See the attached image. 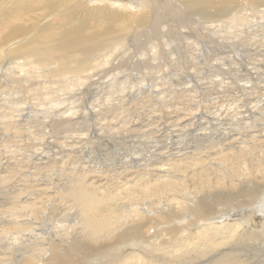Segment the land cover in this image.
Here are the masks:
<instances>
[{
    "label": "bare ground",
    "instance_id": "bare-ground-1",
    "mask_svg": "<svg viewBox=\"0 0 264 264\" xmlns=\"http://www.w3.org/2000/svg\"><path fill=\"white\" fill-rule=\"evenodd\" d=\"M261 8H264V0H0V133L4 135L3 136L4 138L6 137L5 139L3 138V140L1 139L2 143L0 144L1 145L7 144L8 146L10 142L12 143L16 142V144L19 143L18 146L21 147V149L30 151V153L28 154L25 151L24 154L26 153L25 155L27 156H25L24 159L13 162L14 164L13 163L10 164L11 162L8 161L9 165L7 163L3 164V165H6L5 167L0 165V173L3 174L4 172H7L8 174V175L0 176V183H6L8 180H10L11 177L13 178L15 176H23V175L28 176L27 172H22L24 168L25 170L26 168L30 169L29 174L33 176L32 177L33 179L37 173H41L37 171L43 170L44 174L45 173L50 174L49 172L54 171L55 167H57L58 169L59 164L57 163H59V161L53 157L51 158L50 157L51 154L47 150L46 151L49 154H47L45 160H43L42 157L37 158V159L35 158L36 153L35 151H32V148L39 145L40 149L44 151L45 150L43 149L44 147H47V145L53 143L52 141H49L50 139H47L48 136L46 137V134L48 135L53 130L60 129L63 132H67V133L71 129L79 130L85 118H90V117H93L94 115H98V116L103 115V114L106 115V113L104 112L107 111L108 109L105 110L104 107L101 108V105H98V103L95 102V100L98 99L97 97H99L98 94L96 93L97 87L95 88L93 93H91L90 87L92 85H95L96 81L100 78V72H102L103 70L107 73L112 72L111 77L114 79V81L120 80V83H121V79L125 78L129 74V71L133 69L134 67H136V62L132 64L121 65L122 63L121 60L123 58L120 56L121 54L119 52V49L122 46L132 42L134 39H136L137 41L144 36H152L153 34H155L157 31L156 26L160 23L161 18L165 17L164 16L165 14H168V13L172 15L182 14L184 16H187V18L183 17L184 22L182 23L183 24L182 27L184 29L187 28L188 32H190V28H191L190 26L192 25H191L190 19H188L189 16L196 17L197 19H195V21L200 22V24H202L205 30H212L210 29L208 24H211L213 22H217V24L225 22V23H228L227 25L230 24L232 26L234 24L235 26L236 23L239 24L242 20L244 21L245 18H247V16L250 14L255 15L258 13L259 14L263 13L264 9H261ZM247 20H251V19H247ZM238 24H236L237 27H239ZM240 26L242 27V25ZM182 32L183 31H178V34L182 35ZM246 32L251 33L248 31ZM256 32L258 33V31ZM251 34H253V32ZM218 36H220V34ZM257 41L258 40L256 39V42ZM194 46L195 45H193V47ZM252 46L253 45H251L250 48ZM256 52H258V50ZM259 53L260 52H258V54ZM247 54H251V53H247ZM217 55L219 56L220 54H217ZM229 55H231V52ZM253 56L255 57V54ZM261 59H263V57ZM147 60L148 61L150 60L149 57H147ZM229 60L231 61V59ZM230 65L232 67V62ZM249 65L248 67H250ZM253 68H252V71L255 69ZM247 69H250V68H247ZM240 70L238 72H240ZM145 71L147 74L155 75L154 69L149 66L145 67ZM231 71H234V70H231ZM222 74L223 73H221V75ZM254 74H255V71H254ZM255 76L256 75H254V77ZM225 79L227 80V78ZM238 79L236 81H239ZM211 80L212 79H210V81ZM241 80L243 79L240 78V81ZM248 80L249 82H251L250 79ZM246 81L244 82L246 83ZM217 82L219 83V81ZM124 83L126 84L125 81ZM186 83H191V82H186ZM242 85L240 87H243ZM258 86L260 87V84ZM118 87H120V85ZM123 87L125 86L123 85ZM211 88L212 87H210V91H211ZM186 89H187V86H186ZM118 90L120 92V88ZM191 90H192V87H191ZM241 90H243V88ZM241 90H238V91H241ZM112 91L113 90L111 89L108 92L109 97L113 95ZM195 91L197 90H194V92ZM232 91H233V88H232ZM252 92H253V89H252ZM29 93H30V96L27 95ZM198 94H196V97ZM104 96L106 97V94ZM196 97H192V99ZM217 97L218 95L216 96V99ZM112 98L114 99L116 97H112ZM112 98L109 100H112ZM40 100H42L41 101L42 105L39 104ZM122 100L124 101L123 98ZM200 100H202V98ZM239 101L241 102V100ZM245 101H247L246 97H245ZM188 102H190V100H188ZM200 103H203V101ZM46 104H48L49 106L47 107V109H45L46 110L45 113L40 114V112H43L41 111V109H43L41 107L42 106L44 107V105ZM185 104L188 105L187 102ZM258 104L260 103L256 104L257 107L260 106ZM36 105L38 109L36 108ZM105 105H107V103ZM205 105H207L206 102H205ZM97 108H99L100 111L97 110ZM156 108L157 107H155L154 109ZM117 109H118V106H114V107L112 106L109 109V111L110 110L116 111ZM122 109H125V108L122 107ZM213 109L214 108H212L211 110ZM259 109L260 108H257L256 110H259ZM261 109L259 111H261ZM50 110H54L55 112L52 113L50 112ZM227 110L229 111V109ZM125 111H128V109ZM187 111L188 110H186V112ZM189 111H191V109ZM196 111H198V109ZM221 111L223 110L221 109ZM207 112L209 113L210 111H207ZM211 113L213 114L214 112L212 111ZM127 114H126V117H127ZM111 116H110V119L111 118L114 119L115 116L114 117L113 115ZM213 116L214 115H212V117ZM187 117H189V115ZM254 117L257 118V116H254ZM104 118H106V116ZM104 118L102 119L103 121L99 120V117L97 118V120L100 121L99 123H102L104 122ZM233 118L235 117H232V119ZM250 119H248V122L250 121ZM261 119L259 120L262 121ZM205 120L207 122V119ZM234 120H237V119H234ZM245 121L243 120V122ZM119 122L121 121L119 120ZM253 122H254V119H253ZM96 123L98 122L96 121ZM99 125H101V128L102 127L104 128L103 123ZM124 125L128 127L130 126L127 124H124ZM214 126L218 128L219 131L221 130L219 127H217V125H214ZM112 127L114 129L115 126H112ZM186 127L188 126L186 125ZM95 129H96L95 127H90V126L88 127V131L92 133L91 135H97ZM204 129H205V126L200 131ZM247 129L246 130L244 129V131L247 132ZM253 129L255 128L253 127ZM106 130L108 131L109 129H106ZM223 131H225V128L223 129ZM231 131H232V128H231ZM80 132L82 131L80 130ZM207 132H208L207 134H209L210 130H208ZM215 132L218 134L217 131ZM79 133L78 135H80ZM213 133H212V136L207 135V134L205 135L209 136V139H210V137L211 138L213 137ZM69 134L71 135V132H69ZM83 134L85 133L83 132ZM103 134L105 135V133ZM159 134H161V132ZM252 134H255V132ZM256 134H259V133H256ZM56 135H55V138H56ZM65 135H68V134H65ZM118 136L119 135H117V137ZM82 138L84 139V136ZM220 138H222V140H225L223 139V137H220ZM220 138L215 141L213 140L205 141L204 140L206 142L205 146L207 149L205 150V152L196 151V147L198 149L201 147V146L199 147V145L197 144L198 146L196 145L195 149L193 148L194 151L189 148L190 151H187V152L184 151L183 153L180 152L177 154L175 153V155L173 154L174 156L167 157L166 162H163L164 161L163 155H159L157 158L153 159L151 162H148V163L146 162L144 164L138 163V165H134V163H132V161L130 160L127 163H124L123 166L120 168V170L119 169H118L119 171L117 170L118 172L115 175H112L111 173L109 174H111L112 176L105 174V178H101V175L97 173L93 174L92 176H89L88 175L89 170H85V169L77 170L76 168L75 169L73 168L70 170H66L67 175H68L67 185L66 187H62L59 191H55V192H53L52 190H51L52 192L49 191L50 189L49 187L46 188V186H48L49 184L47 183L48 184L47 185L44 180L43 181L45 182V184L42 183V180H39L40 183L32 182L31 185L24 184L23 182H21L23 183V186L19 187L14 192V194H12L13 195L12 199L8 203L9 208L5 209L3 207L4 208L3 213H6L5 210H7V215L5 216L3 220L0 218V233L8 231V230H10L9 233H13V237L11 234H9L12 237L11 239H8L10 236L7 238L5 233L3 234L5 235V238L8 239L7 242H5V239L2 240L4 236L3 238L0 237L1 238L0 240V264H201L204 261H207V263L209 264H264V229H262L261 231V234L263 235L262 242L260 244H253V243H256V241L253 240V236L257 230V227L261 226L262 228H264V213L262 212L259 213L257 211V213L253 214L252 217L248 218L249 220L246 222V224H244L243 226H239V224L237 223L228 222L231 219V217L234 218V220L237 219L238 215H236L233 210H230L231 212L226 210L228 207H231L232 209L238 206H242V204H249L250 198H252L251 200L254 204L256 203V200H255L256 198L254 197L252 190L246 188L247 190L245 191V193L242 192L243 191L241 190L242 187L239 185H236L234 180L236 179V177L240 175L242 176L243 172H245L243 170L245 169V170H249L252 174H258V177L261 183L264 182V154L262 153L259 154L261 151L260 152L258 151L257 153L253 144L243 143V145L239 146L241 144L240 141H242L243 139L240 141L237 140V142L239 141L240 143L238 145L237 142H233L235 140L230 139L231 142H229V139H228L229 143H227L226 142L227 139H226L224 143L222 140H220ZM246 138L247 137L245 136V139ZM263 138L261 137V140H263ZM60 140L62 142L64 141L62 139H58V142ZM190 140H192V137ZM61 141L58 143L59 147L62 144ZM193 141L194 140H192V142ZM235 143L237 144L236 146L234 145ZM16 144L14 143L15 146H17ZM65 145H68V143H66ZM69 146L71 147V144H69ZM69 146H66V147L68 148ZM8 147H10L8 150V154H9V152L10 153L12 152L11 149H13V146L9 145ZM261 148L263 149L264 147H261ZM124 149L125 148H123V150ZM73 150L75 151V149ZM5 151L7 152L6 148H5ZM18 151L15 148V151L13 150L12 154L10 155H13L14 152L18 153ZM107 151H109V149H107ZM51 152L55 153L54 150ZM138 152H139V149H138ZM146 152L147 151H145V153ZM63 153L64 152L62 151V153H59V155L57 154L58 158ZM8 154L6 153L5 156H1V157H6V155ZM68 154L69 153H67L66 158ZM213 154L214 156L215 155L216 156H215V159L213 158L212 160L211 158L214 156H211L210 158V155H213ZM63 155L61 156V158L63 157ZM15 158H16V155L15 157L13 156V158L11 159L16 160L17 158L16 159ZM68 158H69V161L66 160L65 157L64 159H61V160H64V161L66 160V162L67 161L72 162L70 161V156H68ZM1 160L3 159L1 158ZM104 160H105V156H104ZM64 161H61V163ZM68 162L65 164H68ZM75 164L77 163L75 162ZM87 164L89 166L90 163H87ZM84 165L86 164H83V166ZM59 168L61 170L62 165ZM65 168H66V165H65ZM57 173L58 172H56L55 174ZM62 173H61V177H62ZM55 176H59V175H55ZM16 178L15 179L13 178V179L16 181H21L20 180L21 177L20 179H16ZM26 178L27 177H25V180ZM41 184L43 186H41ZM191 185L195 188L193 190H195L196 194L195 195L193 194L194 196L192 198H190L191 195H189V198L187 199L184 198L186 200L180 201L181 197H180V200H176V195H178L179 193L181 194V192L186 191L188 189V186H191ZM49 186L51 187V184ZM54 186L56 187V185H52V187ZM33 187L40 188V196L38 195L39 197L37 196L36 198H34L36 194L32 189ZM221 189H236V191L238 190V192L242 195L243 199H239L235 203H232L230 200L228 201L225 200L224 201L225 206L222 209H221V206L219 208V203H218L219 194H217L218 196L215 194L210 196L211 195L210 194L209 195L210 198L207 197L209 199H207L206 197L202 199V196L204 194L209 193L211 190L221 191ZM254 190L255 189H253V191ZM52 193L58 194V197L67 199L69 203L73 207H75L76 211L74 212V214H75V218L77 219V221H75L74 225L56 223L52 226L50 225L51 226L50 227L49 225H47V223L51 221L52 214L50 213V210H49V213L48 212L46 213L47 216L45 215V217L47 218L42 222L41 215L45 214L47 203L50 202L51 198L53 197ZM235 193H232V194L236 195L237 193L236 194ZM255 196H256V193H255ZM256 197L258 198L256 205H258L260 201H261V205H264V187H263V193H261L260 196H256ZM126 202L127 204H123ZM126 207L127 209H125ZM24 208L28 209V212L34 215V220H30L27 215L25 216V214L22 212ZM217 212L222 213L223 215L225 214L227 215L223 216L221 214L222 215L221 218H214L213 213H217ZM56 214H58V212ZM174 220H176L179 223V225H176L177 222L173 224L170 227V229H172L173 231L176 229H179L181 232L188 233L187 231L188 229L195 230L199 228L200 230L197 232L198 236L206 237L207 239V242L206 244H204V247L202 249H200V246H201L200 244V246H198L199 250L194 251L193 256L188 257L185 260H182V258L178 260H173L171 258L172 256H174V254H171L172 252L168 253L167 247L169 244H172V242L174 241L172 238L170 239V236L167 238V240L166 238L164 239L165 241L164 244H161L158 241L157 242L154 241V238L152 237V235L157 233L159 230L164 232L163 229L166 230L167 229L166 226L168 225V223L170 224L174 223L175 222ZM38 222H41V223H38ZM142 228L145 229L143 231L148 232L149 234L143 233ZM236 228H238L240 231L237 230ZM213 230L217 231L216 236L209 237L211 234V231ZM243 235L245 237H243ZM0 236H2V234ZM179 237L181 238V236ZM180 238H178L177 240H179ZM81 239H85L87 241L84 243V241H81ZM33 240H34V244L32 246L28 245L31 247L23 246L24 244L21 245L22 241H25V242L28 241L29 243L30 241H33ZM205 240H200V242L201 241L205 242ZM88 242H92L90 243L89 248L86 245V243ZM93 242L94 243L103 242V245H105V248L103 247L102 248L105 250L98 252L97 254V257H99L98 260L92 259L93 261L91 263L87 261L86 259H91L90 257L94 256V252H92L93 251L92 249H94V246L92 245ZM136 244L139 245L137 251H135L136 247L134 246ZM244 245H247V246L245 247ZM238 251L240 252L242 251V253L237 255L236 253ZM230 254H232L233 259L230 258ZM74 255L77 256L78 258L77 260L74 259Z\"/></svg>",
    "mask_w": 264,
    "mask_h": 264
},
{
    "label": "rangeland",
    "instance_id": "rangeland-1",
    "mask_svg": "<svg viewBox=\"0 0 264 264\" xmlns=\"http://www.w3.org/2000/svg\"><path fill=\"white\" fill-rule=\"evenodd\" d=\"M264 9V8H261ZM253 13V12H252ZM255 13V12H254ZM169 14V13H168ZM165 14V17H162L160 20V23L156 26V33L153 34L152 36H144L141 39L137 40L134 39L132 42L122 46L119 49L120 52V56L123 58L121 61V65H126V64H132L134 62H136V67H134L133 69H131L129 71V74L121 79V83L120 80L117 81L111 77L112 72H105L104 70L102 72H100V78L103 79L104 81H102L100 78L96 81L95 85H92L90 87V91L91 93L94 92L95 88H96V93L98 94L99 97H97L98 99L95 100L96 103H98V105H101V108L104 107L105 111L103 115H94L93 117L90 118H85L83 120L82 126L81 128L78 129H71L70 131L67 132H63L62 130L58 129V130H53L52 132L54 133H49L48 135L46 134L47 139H50L49 141H52V144L47 145V147H44L43 149H45L44 151H42L40 149V146L37 145L35 147L32 148V151H35V158H40L42 157L43 160H45L47 154H51V158H55L56 160L59 161L58 165V169L57 167H55L52 172L45 173L43 170L37 171V172H41V173H37L34 176V179L32 178L33 176H31L29 174L30 169L25 168L23 169L22 172H27L28 176H15L13 177L14 179H20L21 177V181H16L14 180L12 177L10 178V180H8L6 183H0V218L3 220L5 218V216L7 215V210H5L6 213L4 212V208L8 209L9 205V201H11L12 199V194H14V192L21 186H23L24 184H29L31 185L32 182L37 183L42 180V183L46 184L48 183L49 185L51 184V187L48 185L46 186L49 187V191H59L62 187H66L67 185V181H68V175L66 170H70V169H77V170H81V169H85V170H89L88 175L92 176L93 174H100L101 178H105V174L106 175H115L120 168L123 166L124 163H127L128 161H132V163H134V165H138V163H148L151 162L153 159L157 158L159 155H163L164 157V161L166 162V158L167 157H172L175 155V153H183L184 151H190V149L193 150V148L195 149V146L198 144L199 145V149L196 147V151L199 152H205L206 149V140H217L220 137H223V139H227L226 142L229 143L231 142L230 139L235 140L233 142H237V140H242L240 141L241 144L239 143V141L237 142L239 146L244 144H253L255 147L256 152L258 153V151L260 152L259 154H264V148L262 149L261 147H264V12L263 13H258V14H250L247 16V18H245V20L241 21L239 24V27H237V25L234 24L231 26L227 25L228 23H218L217 22H213L211 24H208V26L210 27V29L214 30H205L202 26V24H200V22H196L195 19H197L196 17H188V19H190L191 25L190 26V32H188L187 28H183L182 27V23L184 22V18L187 16H184L182 14L179 15H172V14ZM263 15V16H262ZM173 16V17H172ZM249 17V18H248ZM262 17V18H261ZM165 18V19H164ZM172 18V19H171ZM261 18V19H260ZM247 19H251V20H247ZM251 21V22H250ZM219 22V21H218ZM245 22V23H243ZM162 23V24H161ZM255 23V24H253ZM178 24V25H177ZM245 26H244V25ZM248 24V25H247ZM162 25V26H161ZM165 25V26H164ZM195 25V26H194ZM218 25V26H217ZM242 25V27L240 26ZM247 25V26H246ZM251 25V27H250ZM254 25V26H253ZM167 26V27H166ZM173 26V27H172ZM176 26V27H175ZM213 26V28H212ZM215 26V27H214ZM244 26V27H243ZM165 27V28H164ZM189 27V25H188ZM241 27V28H240ZM247 27V29H246ZM160 28V29H159ZM169 28V29H168ZM223 28V29H222ZM239 30H238V29ZM263 28V29H262ZM167 29V30H166ZM217 29V30H215ZM225 29V30H224ZM231 29V30H230ZM234 31H233V30ZM258 29V30H257ZM176 30V31H175ZM243 30V31H242ZM178 31H183L182 35L178 34ZM221 31V32H220ZM238 31V32H237ZM240 31V33H239ZM248 32H253V34L251 33H247ZM258 31V33L256 32ZM163 32V33H162ZM188 32V33H187ZM217 32V33H216ZM226 32V33H225ZM236 32V33H235ZM177 33V35H176ZM208 33V34H207ZM222 33V34H221ZM234 33V34H232ZM245 33V34H244ZM160 34V35H159ZM203 34V35H202ZM220 34V36H218ZM240 35V36H238ZM260 35V36H259ZM184 36V37H183ZM201 36V37H200ZM243 36V37H242ZM258 36V38H257ZM262 36V37H261ZM227 37V38H226ZM245 37V38H244ZM252 37V38H251ZM154 38V39H153ZM184 38V39H183ZM188 38V39H187ZM205 39V40H204ZM214 39V41H213ZM252 39V40H251ZM256 39L259 41L256 42ZM263 41H262V40ZM145 40V41H144ZM188 40V41H186ZM228 40V41H227ZM230 40V42H229ZM150 41V42H149ZM186 41V42H185ZM219 41V42H218ZM241 41V42H240ZM261 41V42H260ZM203 42V43H202ZM236 45H235V43ZM240 42V43H239ZM243 42V44H242ZM258 46H257V44ZM263 42V43H262ZM146 43V44H145ZM152 43V44H151ZM156 43V44H155ZM176 43V44H175ZM190 43V45H189ZM232 43V44H231ZM245 43V44H244ZM251 43V44H250ZM253 43V44H252ZM260 43V44H259ZM262 43V44H261ZM195 45L193 47V45ZM240 44V45H239ZM145 45V46H144ZM147 45V46H146ZM203 45V46H202ZM246 45V46H245ZM253 45L251 48L250 46ZM143 46V47H142ZM156 46V47H155ZM168 46V47H167ZM226 46V47H225ZM263 46V47H262ZM175 47V48H174ZM191 47V48H190ZM221 47V49H220ZM260 47V48H259ZM126 48V49H125ZM143 48V49H142ZM183 48V49H182ZM188 48V50H187ZM219 48V49H218ZM122 49V50H121ZM129 49V50H128ZM132 49V50H131ZM182 49V50H181ZM194 49V50H193ZM196 49V50H195ZM237 49V50H236ZM254 49V50H253ZM121 50V51H120ZM142 50V51H141ZM144 50V51H143ZM173 50V51H172ZM235 50V51H234ZM245 50V51H244ZM249 50V51H248ZM258 50V52H260L258 54V52H256ZM204 51V52H203ZM255 51V52H254ZM147 52V53H146ZM194 54H193V53ZM202 52V54H201ZM215 54H214V53ZM231 52V55H229ZM233 52V53H232ZM246 52V53H245ZM128 53V54H127ZM133 53V54H132ZM138 53V54H137ZM151 53V54H150ZM196 53V54H195ZM208 53V54H207ZM247 53H251V54H247ZM255 54V57L253 56ZM205 54V55H204ZM217 54H220L219 56ZM243 54V55H242ZM139 55V56H138ZM149 55V56H148ZM211 55V56H210ZM226 55V57H225ZM228 55V57H227ZM247 55V56H246ZM161 56V57H159ZM163 56V57H162ZM169 56V57H168ZM195 58H193V57ZM198 56V57H197ZM215 56V57H214ZM218 56V57H217ZM221 56V57H220ZM251 56V57H250ZM259 56V57H258ZM261 56V57H260ZM126 57V58H125ZM147 57H149V59L151 60H147ZM158 57V58H157ZM218 59H217V58ZM231 57V58H230ZM254 59H253V58ZM263 57V59H261ZM153 58V60H152ZM231 59V61L229 59ZM239 58V59H238ZM250 58V60H249ZM158 59V60H157ZM161 59V60H159ZM175 59V60H174ZM228 59V60H227ZM253 59V60H252ZM125 60V61H124ZM170 60V61H169ZM193 60V61H192ZM249 60V61H247ZM141 61V62H139ZM237 61V62H236ZM129 62V63H128ZM157 62V63H156ZM194 62V63H193ZM231 62H232V67H231ZM241 64H240V63ZM246 62V63H245ZM250 62V63H249ZM253 62V63H252ZM125 63V64H124ZM141 63V64H140ZM161 63V64H159ZM230 63V64H229ZM257 63V64H256ZM175 64V65H174ZM234 64V65H233ZM245 64V65H244ZM250 64V65H249ZM254 64V65H253ZM262 64V65H261ZM182 65V66H181ZM248 65L250 67H248ZM151 67L154 69V74L155 75H150L147 74L145 71V67ZM168 66V67H167ZM196 66V67H195ZM219 66V67H218ZM224 66V67H223ZM227 66V67H226ZM230 66V67H229ZM242 66V67H241ZM254 66V68H253ZM191 67V68H190ZM195 67V68H193ZM213 67V68H212ZM250 68V69H247ZM252 68L254 69L252 71ZM197 71H196V70ZM238 69V70H237ZM241 69V70H240ZM249 71H247V70ZM261 69V70H260ZM156 70V71H155ZM176 70V71H175ZM228 70V71H226ZM234 70V71H231ZM240 70V72H238ZM185 71V72H184ZM196 71V72H194ZM201 71V72H200ZM226 71V72H225ZM251 71V72H250ZM255 71V74H254ZM104 72V73H103ZM236 72V73H235ZM247 76H245L243 73ZM247 72V73H246ZM106 73V74H105ZM180 73V74H179ZM202 73V74H201ZM217 73V74H215ZM221 73H223L221 75ZM229 73V74H228ZM251 73V74H250ZM109 76H108V75ZM167 74V75H166ZM236 74V75H235ZM107 75V77H106ZM139 75V76H137ZM169 75V76H168ZM188 75V76H187ZM195 75V76H194ZM220 75V76H219ZM228 75V76H227ZM233 75V76H232ZM254 75H256L254 77ZM145 76V77H144ZM237 76V77H235ZM258 76V77H257ZM260 76V77H259ZM111 77V78H110ZM144 77V78H143ZM152 77V78H151ZM168 77V78H167ZM192 77V78H191ZM211 77V78H210ZM231 77V78H230ZM242 78L243 80L240 81V78ZM248 77V78H247ZM180 78V79H179ZM224 78V79H223ZM227 78V80L225 79ZM239 78V79H238ZM253 78V79H252ZM259 78V79H258ZM113 79V80H112ZM161 79V80H160ZM185 79V80H184ZM189 79V80H188ZM198 79V80H196ZM210 79H212L210 81ZM216 81H215V80ZM239 81H236V80ZM251 82H249V80ZM101 80V81H100ZM107 80V81H106ZM109 80V82H108ZM112 80V81H111ZM126 82V84L124 83V81ZM229 80V81H228ZM231 80V81H230ZM248 80V81H246ZM129 81V82H127ZM139 81V82H138ZM164 81V82H163ZM166 81V82H165ZM214 81V82H213ZM219 81V83L217 82ZM223 81V82H222ZM244 81H246V84ZM261 81V82H260ZM108 82V83H107ZM112 82V83H111ZM170 82V83H169ZM186 82H191V83H186ZM195 82V83H194ZM210 82V83H209ZM225 82V83H224ZM228 82V83H227ZM244 82V83H243ZM104 83V85H103ZM116 85L114 86L113 85ZM131 83V84H130ZM133 83V85H132ZM172 83V85H171ZM182 83V84H181ZM186 83V84H185ZM243 85H242V84ZM252 85H251V84ZM111 84V86H110ZM161 84V85H160ZM185 84V85H184ZM188 84V85H187ZM192 86H191V85ZM257 84V85H256ZM260 84V87L258 86ZM103 85V86H102ZM106 85V86H105ZM120 85V87H118ZM123 85L125 87H123ZM137 85V86H136ZM195 85V86H194ZM226 85V86H225ZM243 87H240V86ZM246 85V86H245ZM256 87H255V86ZM101 88H100V87ZM114 88H113V87ZM132 86V87H131ZM134 86V87H133ZM187 86V89H186ZM205 86V87H203ZM228 86V87H227ZM231 86V87H230ZM234 86V87H233ZM255 88H254V87ZM118 87V88H117ZM141 87V88H140ZM157 87V88H155ZM169 87V88H168ZM192 87V90H191ZM194 87V88H193ZM210 87L211 91H210ZM240 87V88H239ZM107 88V89H106ZM117 90L120 88V92L119 90ZM128 88V89H127ZM185 88V89H184ZM207 88V89H205ZM233 88V91H232ZM243 88V90H241ZM247 88V89H246ZM106 89V90H104ZM112 91L111 97H109L108 92L110 90ZM115 89V90H114ZM126 89V90H125ZM133 89V90H132ZM149 89V90H148ZM241 91H238V90ZM253 89V92H252ZM256 89V90H255ZM260 89V91H259ZM130 90V91H129ZM194 90H197L194 92ZM201 90V91H199ZM208 90V91H207ZM213 90V92H212ZM245 90V91H244ZM255 90V92H254ZM117 91V93H116ZM123 94H122V92ZM126 91V92H125ZM150 91V92H149ZM194 93H193V92ZM244 91V92H243ZM257 91V92H256ZM141 94H140V93ZM146 92V93H145ZM155 92V93H154ZM163 92V93H162ZM182 92V93H180ZM197 92V93H196ZM204 92V93H203ZM234 92V93H233ZM240 92V93H239ZM199 93V94H198ZM215 93V94H214ZM237 95H236V94ZM106 94V97L104 95ZM155 94V95H154ZM163 94V95H162ZM175 94V95H173ZM193 94V95H192ZM195 94V95H194ZM196 94L197 97H196ZM211 94V95H210ZM218 95L217 99L216 96ZM232 94V95H231ZM258 94V95H257ZM28 96H30V93L27 94ZM95 95V94H94ZM118 95V96H117ZM142 95V96H141ZM149 95V96H148ZM154 95V96H153ZM178 95V96H177ZM184 95V96H183ZM206 95V96H204ZM249 95V96H248ZM262 95V96H261ZM101 96V97H100ZM103 96V98H102ZM183 96V97H182ZM199 96V97H198ZM212 96V97H211ZM235 99H234V97ZM244 96V97H243ZM105 97V98H104ZM109 97V98H108ZM112 97H116V98H112ZM120 99H119V98ZM158 97V98H157ZM187 99H186V98ZM190 99H189V98ZM192 97H196L193 98ZM205 97V98H204ZM237 97V98H236ZM239 97V98H238ZM245 97L246 100L245 101ZM250 97V98H249ZM95 98V97H94ZM93 98V99H94ZM107 98V99H106ZM112 100H109L111 99ZM122 98L124 99V101L122 100ZM155 98V99H154ZM199 98V99H198ZM202 98V100H200ZM231 98V99H230ZM244 98V99H243ZM116 99V100H115ZM133 99V100H132ZM150 99V100H149ZM192 99V100H191ZM197 99V100H196ZM205 99V100H204ZM211 101H210V100ZM213 99V101H212ZM241 100V102L239 100ZM260 99V100H258ZM105 100V101H104ZM123 103H122V101ZM139 100V101H138ZM141 100V101H140ZM188 100H190V102H188ZM195 102H194V101ZM215 100V101H214ZM243 100V101H242ZM41 101H39V104H41ZM101 101V102H100ZM114 101V103H113ZM121 101V102H120ZM127 101V102H126ZM148 101V102H147ZM152 101V103H151ZM156 101V102H155ZM159 101V102H158ZM165 101V102H164ZM167 101V103H166ZM183 101V102H182ZM192 101V102H191ZM203 101V103L200 102ZM222 101V102H221ZM116 102V103H115ZM120 102V104H119ZM154 102V103H153ZM178 102V103H177ZM187 102L188 105H186L185 103ZM205 102L207 105H205ZM208 102V103H207ZM228 102V103H227ZM236 104H235V103ZM240 102V103H239ZM244 102V103H243ZM103 105H102V104ZM107 103V105H105ZM132 103V104H131ZM166 103V104H165ZM183 103V104H182ZM200 103V105H199ZM221 103V104H220ZM249 105H248V104ZM257 103H260L257 107ZM110 104V105H109ZM113 104V105H111ZM115 104V105H114ZM119 104V105H118ZM129 104V105H128ZM213 104V105H212ZM225 104V105H224ZM245 104V105H244ZM252 104V105H251ZM263 104V105H262ZM134 105V106H133ZM185 105V106H184ZM210 105V106H209ZM241 105V107H240ZM247 105V106H246ZM256 105V106H255ZM49 105L46 104L44 105V107L42 106L40 114L45 113V109H47ZM110 106V107H109ZM114 106H118V109L116 111H109V109L111 107ZM125 106V107H124ZM171 106V107H170ZM190 106V107H189ZM208 106V107H207ZM212 106V107H211ZM221 108H220V107ZM231 106V107H230ZM256 108H262L261 111L256 110L254 107ZM39 107V106H38ZM107 107V108H106ZM120 107V108H119ZM125 108V109H122ZM155 107H157L156 109H154ZM207 107V108H206ZM210 107V108H209ZM250 107V108H249ZM37 108V105H36ZM186 108V109H185ZM201 110H200V109ZM212 108H214L213 110H211ZM225 108V110H224ZM229 109V111L227 109ZM233 108V109H232ZM38 109V108H37ZM121 109V110H120ZM128 111H125L127 110ZM183 109V110H182ZM191 109V111H189ZM198 109V111H196ZM221 109L223 111H221ZM239 112H238V110ZM242 109V110H241ZM249 109V110H248ZM255 109V110H254ZM56 110V109H55ZM97 110H99V108H97ZM181 110V111H180ZM186 110H188L186 112ZM235 113H234V111ZM100 111V110H99ZM109 111V112H108ZM123 111V112H122ZM164 111V112H163ZM185 111V112H184ZM202 111V112H201ZM207 111H210L209 113ZM214 112L213 114L211 112ZM242 111V112H241ZM50 112L54 113V110H50ZM161 112V113H160ZM169 112V113H168ZM192 112V113H191ZM207 112V113H206ZM227 116H226V114ZM243 114H241V113ZM246 112V113H245ZM250 112V113H249ZM256 112V113H255ZM122 113V114H121ZM128 113V114H127ZM180 113V114H179ZM187 115H186V114ZM230 113V114H229ZM239 113V114H238ZM259 113V115H258ZM117 114V115H116ZM127 114V117H126ZM164 114V115H163ZM208 114V115H206ZM234 116H233V115ZM247 114V115H246ZM253 114V115H252ZM113 115L114 119L111 118L110 116ZM189 115V117H187ZM192 115V116H191ZM212 115H214L212 117ZM217 115V116H216ZM232 115V116H231ZM99 117V120H102L105 116L106 118H104V122H102L104 125V128H101L102 123H99L100 121L97 120V118ZM131 116V117H129ZM177 116V117H176ZM186 116V117H185ZM219 116V118H218ZM226 116V117H225ZM243 118H242V117ZM254 116H257L254 117ZM259 116V117H258ZM109 117V118H107ZM112 117V116H111ZM120 117V119H119ZM196 117V119H195ZM209 117V118H208ZM228 117V118H227ZM230 117V118H229ZM232 117H235L232 119ZM237 117V118H236ZM239 117V118H238ZM124 118V119H123ZM203 118V119H202ZM212 118V119H211ZM225 118V119H224ZM251 118V119H250ZM262 118V119H261ZM116 119V120H115ZM121 122H119V120ZM132 119V120H131ZM173 119V120H172ZM182 119V120H180ZM207 119V122L206 120ZM231 119V120H230ZM237 119V120H234ZM246 122H243V120ZM248 119H250V121L248 122ZM254 119V122H253ZM259 119H261L262 121H260ZM107 120V121H106ZM109 120V122H108ZM124 120V121H123ZM131 120V121H130ZM164 120V121H163ZM188 120V121H187ZM190 120V121H189ZM195 120V121H193ZM212 120V121H211ZM252 120V121H251ZM256 120V121H255ZM88 121V122H87ZM96 121L98 123H96ZM103 121V120H102ZM111 121V122H110ZM182 121V122H181ZM217 121V122H216ZM220 121V122H219ZM238 121V123H237ZM91 122V123H90ZM126 122V123H125ZM178 122V123H177ZM192 122V123H191ZM201 124H200V123ZM224 122V123H223ZM232 122V123H231ZM235 122V123H234ZM242 122V123H240ZM252 122V123H251ZM121 123V124H120ZM123 123V124H122ZM134 123V124H133ZM142 125H141V124ZM153 123V124H151ZM180 123V124H179ZM186 123V124H185ZM190 123V124H189ZM219 123V124H218ZM245 123V124H244ZM251 123V124H250ZM255 123V124H253ZM130 125L129 127L124 125ZM148 124V125H147ZM151 124V125H150ZM197 128H196V126ZM231 124V125H230ZM242 124V125H241ZM123 125V126H122ZM141 125V126H140ZM183 127H182V126ZM186 125L188 127H186ZM191 125V126H190ZM214 125H217V127H219L221 130L219 131L218 128H216ZM221 125V126H220ZM223 125V127H222ZM235 125V127H234ZM244 125V126H243ZM95 127L96 129V133L97 135H91L92 133H90L88 131V127ZM97 126V127H96ZM108 126V127H107ZM112 126H115L117 129ZM132 126V127H131ZM160 126V127H159ZM168 126V127H167ZM170 126V127H169ZM190 126V127H189ZM199 126V127H198ZM205 126V129L200 131L201 129H203V127ZM207 126V127H206ZM209 126V127H208ZM242 126V127H241ZM111 127V128H110ZM140 127V128H139ZM157 129H156V128ZM215 127V128H214ZM232 131H231V128ZM253 127L255 129H253ZM123 128V129H122ZM154 128V129H153ZM184 128V129H182ZM186 128V129H185ZM200 128V129H199ZM225 128V131H223V129ZM235 128V129H234ZM248 128V129H247ZM106 129H109L108 131ZM112 129V130H111ZM116 129V130H115ZM215 129V130H213ZM218 129V130H217ZM227 129V130H226ZM240 129V130H239ZM243 129V130H242ZM244 129H247V132L244 131ZM263 129V131H262ZM78 132H77V131ZM80 130L82 132H80ZM105 130V132H104ZM115 130V131H114ZM124 130V131H122ZM132 130V131H131ZM163 130V131H162ZM176 130V131H175ZM178 130V131H177ZM188 130V131H187ZM208 130H210L209 134H207ZM212 130V131H211ZM131 131V132H130ZM204 131V132H203ZM217 131L218 134L215 132ZM231 131V132H230ZM238 131V132H237ZM242 131V132H241ZM57 132V133H56ZM69 132H71V135L69 134ZM80 132V133H79ZM83 132L85 134H83ZM107 132V133H106ZM111 132V133H109ZM115 134H114V133ZM123 132V133H122ZM148 132V133H147ZM150 132V133H149ZM161 132V134H159ZM183 134H182V133ZM188 132V133H187ZM202 132V133H201ZM214 132V133H213ZM236 132V133H235ZM255 134H252L254 133ZM262 132V133H261ZM78 133L80 135H78ZM88 135H87V134ZM90 133V134H89ZM105 133V135L103 134ZM146 133V134H145ZM172 133V134H171ZM192 133V134H191ZM204 133V134H203ZM211 133V134H210ZM213 133V139L207 135L212 136ZM240 133V134H239ZM247 133V135H246ZM259 133V134H256ZM53 134H57L56 138L55 135ZM59 134V135H58ZM68 134V135H65ZM176 134V135H175ZM207 134V135H205ZM50 135V137H49ZM111 135V136H110ZM117 135H119L117 137ZM122 135V136H121ZM150 135V137H149ZM244 135V136H242ZM263 135V136H262ZM4 135H2V133H0V143H2L3 137ZM68 136V137H66ZM84 136V139L82 138ZM86 136V137H85ZM116 136V137H115ZM183 136V137H182ZM187 136V137H186ZM190 136V137H189ZM195 136V137H193ZM217 136V137H216ZM242 136V137H241ZM245 136L247 137L245 139ZM255 136V138H254ZM260 136V137H259ZM45 137V138H46ZM59 137V138H57ZM90 137V138H89ZM97 137V139H96ZM123 137V138H121ZM192 137V140H194L192 142V140H190ZM197 137V138H196ZM208 137V138H207ZM219 137V138H218ZM225 137V138H224ZM240 137V139H239ZM249 137V138H248ZM261 137L263 138V140H261ZM6 138V137H5ZM4 138V139H5ZM87 141H86V139ZM179 138V139H178ZM185 138V139H184ZM196 138V139H194ZM237 138V139H236ZM2 139V140H1ZM52 139V140H51ZM58 139H62L64 140V144L62 142V146L60 145L59 147V142ZM70 139V140H69ZM153 141H152V140ZM165 139V140H164ZM188 139V140H187ZM200 139V140H198ZM203 143L202 142V140ZM229 139V142H228ZM119 140V141H118ZM139 140V141H138ZM172 140V142H171ZM196 140V141H195ZM205 140V141H204ZM220 140H222V138H220ZM225 140H222L225 143ZM261 140V141H260ZM69 141V142H68ZM92 141V143H91ZM94 141V143H93ZM96 141V142H95ZM159 141V142H158ZM162 141V142H161ZM182 141V142H181ZM191 141V142H190ZM263 141V142H262ZM27 142V141H26ZM57 142V144H56ZM100 142V143H99ZM102 142V143H101ZM104 142V144H103ZM107 142V143H106ZM188 142V143H187ZM246 142V143H245ZM14 143L16 144V142H10L9 145L13 146V150H20L21 147L18 146V144H16L17 146L14 145ZM66 143H68V145H65ZM97 143V144H96ZM118 143V144H117ZM173 143V144H172ZM178 143V144H177ZM181 143V144H180ZM21 144V143H20ZM55 144V145H54ZM69 144H71V147L73 149H75V151L69 146ZM93 144V145H91ZM107 144V145H106ZM143 144V146H142ZM195 144V145H193ZM257 146H256V145ZM3 145V147H2ZM0 144V157L1 156H5V154H8V150L11 147H8L7 144ZM91 145V146H90ZM104 145V146H102ZM116 145V146H115ZM166 145V146H165ZM197 145V146H198ZM235 146L237 145L236 143L234 144ZM6 146V147H5ZM15 146V147H14ZM39 146V147H38ZM57 146V147H56ZM66 146H69L68 149ZM174 146V147H173ZM260 146V147H259ZM2 147V148H1ZM75 147V148H74ZM98 147V148H97ZM101 147V148H100ZM111 147V148H110ZM121 147V149H120ZM139 147V148H138ZM166 147V148H165ZM5 148L7 149V152L5 151ZM12 148V147H11ZM18 148V149H17ZM48 148V149H47ZM54 148V149H53ZM64 148V149H63ZM123 148H125L123 150ZM127 148V149H126ZM132 148V149H131ZM141 148V149H140ZM151 150H150V149ZM183 148V149H182ZM261 148V149H260ZM38 149V150H37ZM52 149V150H51ZM62 149V150H61ZM107 149H109V151H107ZM119 149V150H117ZM131 149V150H130ZM139 149V152H138ZM163 149V150H162ZM172 149V150H171ZM202 149V150H201ZM10 150V151H11ZM37 150V151H36ZM49 152H47V151ZM54 150L55 153L51 152ZM81 150V151H80ZM112 152H111V151ZM158 150V151H157ZM191 150V151H192ZM23 151V152H22ZM26 150L21 149L20 151L14 152L13 155L12 152L8 155H6V157H1L3 160H1L0 158V165H2L3 167H5L6 165H3L4 163L8 164L9 162H11L10 164H12L13 162H16L18 160L24 159L25 155L24 152ZM62 151L64 152L62 155L63 157L61 158V156H57V154L59 155V153H62ZM104 151V152H102ZM127 151V152H126ZM145 151H147L145 153ZM194 151V150H193ZM27 154L30 153V151H26ZM47 152V153H46ZM58 152V153H57ZM66 152V153H65ZM71 152V153H70ZM74 154H73V153ZM80 152V153H78ZM82 152V153H81ZM84 152V153H83ZM137 152V153H136ZM144 152V153H143ZM207 152V151H206ZM17 153V154H15ZM45 153V154H44ZM68 154V156H70V161L72 162H68L69 158L66 155ZM118 153V154H117ZM133 153V154H132ZM152 153V154H151ZM16 155V160H13L11 158H13V156L15 157ZM21 154V155H20ZM24 154V155H23ZM73 154V155H72ZM79 154V155H78ZM116 154V155H115ZM130 154V155H129ZM172 154V155H171ZM174 154V155H173ZM82 155V156H81ZM122 157H120V156ZM134 155V156H133ZM137 155V156H136ZM156 155V156H155ZM11 156V157H10ZM56 156V157H54ZM84 156V157H83ZM89 156V157H88ZM104 156H105V160H104ZM146 156V157H145ZM213 155H210V158ZM216 156V155H215ZM215 156L212 157L211 159L213 160V158L215 159ZM20 157V159H19ZM65 159L68 160V164L66 160H61V159ZM87 157V158H86ZM119 157V158H118ZM148 157V158H147ZM61 158V159H60ZM91 160H90V159ZM123 158V159H122ZM134 158V159H133ZM144 158V159H143ZM5 159V160H4ZM72 159V160H71ZM76 159V161H75ZM80 159V160H79ZM110 159V161H109ZM87 160V161H86ZM138 160V161H136ZM146 160V161H145ZM148 160V161H147ZM9 161V162H8ZM61 161H64L61 163ZM81 161V162H80ZM107 161V162H106ZM74 162V163H73ZM75 162L77 164H75ZM90 163L89 166L87 163ZM64 163V164H63ZM73 163V164H72ZM79 163V165H78ZM82 163V164H81ZM104 163V165H103ZM14 164V163H13ZM81 164V165H80ZM83 164H86L83 166ZM107 164V165H106ZM120 164V165H119ZM9 165V164H8ZM62 165V168L60 170V166ZM66 165V168H65ZM72 167H71V166ZM106 165V166H105ZM91 166V167H90ZM103 166V167H102ZM96 169H95V168ZM114 167V168H113ZM80 168V169H78ZM93 169V170H92ZM119 169V170H118ZM97 170V171H96ZM109 170V171H108ZM118 170V171H117ZM63 173H62V172ZM95 171V173H94ZM102 171V173H101ZM245 172H243L242 176H238L236 177L235 184L239 185L242 187L241 190H243L242 192L245 193V191L247 189L252 190V193L254 195V197L256 198V203L258 198L256 196H260L261 193H263V184L264 182L261 183V181L259 180L258 174H252L249 170H243ZM56 172L60 173V174H55ZM250 172V173H249ZM61 173H62V177H61ZM111 173V174H109ZM47 174V175H46ZM59 175V176H55V175ZM2 175H8L7 172H4L3 174L0 173V176ZM38 175V176H37ZM52 175V176H51ZM111 175V176H112ZM255 175V176H254ZM257 175V176H256ZM45 176V177H44ZM47 176V177H46ZM104 176V177H103ZM247 176V178H246ZM25 177L26 180H25ZM39 177V178H38ZM256 177V178H255ZM24 178V179H23ZM32 178V179H30ZM38 178V180H37ZM12 179V180H11ZM30 179V180H29ZM51 179V180H50ZM53 179V180H52ZM239 179V180H238ZM14 180V181H13ZM37 180V181H36ZM45 182H44V181ZM255 180V181H254ZM258 180V181H257ZM13 181V182H12ZM29 181V182H28ZM52 181V182H51ZM56 183H55V182ZM237 181V182H236ZM11 182V183H10ZM20 182V183H19ZM23 182V183H21ZM18 183V184H17ZM63 185H62V184ZM241 183V184H240ZM243 183V184H242ZM10 184V185H9ZM59 184V185H58ZM12 185V186H11ZM16 185V186H15ZM52 185H56V187H52ZM41 186H43L41 184ZM61 186V187H60ZM192 186V185H191ZM188 186V189L184 192H181V194L179 193L178 195H176V200H186L187 198H192L196 193H195V189L193 186ZM15 187V188H14ZM58 187V188H57ZM60 187V188H59ZM247 188V189H246ZM255 189L253 191V189ZM15 189V190H14ZM33 191L35 192L36 196L34 198H36L38 195L40 196V188L39 187H33L32 188ZM37 192H36V190ZM55 189V190H54ZM190 189V190H189ZM227 190V192H226ZM230 190V191H229ZM51 191V192H52ZM193 191V192H192ZM225 191V192H224ZM235 193L236 195L231 193ZM234 191V192H233ZM190 193V194H189ZM256 193V196H255ZM4 194V195H3ZM194 194V195H193ZM211 194V195H210ZM217 195L219 194V199H218V203H219V208L221 206V209L225 206L224 201H228L230 200L232 203L237 202L239 199H243L242 195L238 192V190L236 191V189H221L220 190H211L209 193L204 194L202 196V199H204L205 197H209L212 195ZM7 195V196H6ZM53 197L55 198H51L50 202L47 203V208L45 209V214L41 215L42 218V222L47 218L45 217V215L47 216V212L53 215H51V221H49L47 223V225H54L56 223L58 224H69V225H74L75 221H77V219L75 218V214L74 212L76 211L75 207H73L69 201L67 199H63L61 197H58V194L52 193ZM182 195V196H181ZM187 197H186V196ZM210 195V196H209ZM224 195V196H223ZM10 196V197H9ZM38 196V197H39ZM4 197V198H3ZM6 197V198H5ZM179 197V199H178ZM10 198V199H9ZM183 198V199H182ZM186 198V199H184ZM207 198V199H209ZM224 198V199H223ZM237 198V199H236ZM3 199V200H1ZM6 201H5V200ZM63 201H62V200ZM252 198H250L249 200V204H242V206H238L236 208H232L228 207L226 210L230 211L233 210L234 213L236 215H238L237 219L234 220V218L231 217V219L228 221L230 223L234 222L239 224V226H243L244 224H246V222L249 220V217H252L253 214L257 213V211L259 213H264V205H261V201L259 202L258 205H256V203L254 204L251 200ZM55 201V202H53ZM62 201V202H61ZM68 201V202H67ZM234 201V202H233ZM57 202V203H56ZM231 203V204H232ZM54 204V205H53ZM123 204H127L123 203ZM230 204V205H231ZM253 204V205H252ZM59 206V207H58ZM61 206V207H60ZM2 207V208H1ZM4 207V208H3ZM50 207V208H49ZM67 207V208H66ZM73 207V208H72ZM253 207V208H251ZM59 208V209H58ZM65 208V209H64ZM251 208V210H250ZM258 210H257V209ZM127 209V207L125 208ZM2 210V211H1ZM236 210V211H235ZM256 210V211H255ZM260 210V211H259ZM60 211V212H59ZM240 211V212H239ZM255 211V212H254ZM22 212L25 214V216L27 215L28 218L30 220H34V215H32V213L28 212V209L24 208L22 210ZM58 212V214H56ZM231 212V211H230ZM213 217L214 218H221L222 217V213H213ZM222 214V215H221ZM55 215V216H54ZM227 214L223 215L226 216ZM68 216V217H67ZM241 216V217H239ZM248 216V217H246ZM245 219V221H244ZM233 220V221H232ZM175 221V222H174ZM174 223H168V225L166 226L167 229H163V231H158L157 233L153 234L152 237L154 238V241H158L161 244H164L165 241L164 239L170 236V239L172 238L174 242H172V244H169L167 247V251L168 253L174 254V256H172L171 258L173 260H178L180 258H182V260H185L188 257L193 256V252L194 251H198L200 244V249H202L204 247V244H206L207 239L206 237H199L197 232L200 230L199 228L195 229V230H190L188 229V233L185 232H181L179 229L176 230H172L170 229V227L175 224L177 221L174 220ZM239 221V222H237ZM244 221V222H243ZM41 223V222H38ZM46 223V222H44ZM218 223V222H216ZM242 223V224H241ZM36 224V223H35ZM176 225H179V223L177 222ZM50 226V227H51ZM237 230H239L238 228H236ZM260 229V230H259ZM261 226L257 227V230L253 236V240L256 241V243L253 244H260L262 242V231ZM145 230L142 228V231ZM166 231V232H165ZM209 231V230H208ZM240 231V230H239ZM260 231V232H259ZM8 232V233H7ZM10 230L5 231V232H1L0 235L2 234V237L4 236V238L2 240L5 239V242L8 241V239H11L13 237V233H9ZM12 232V230H11ZM178 232V233H177ZM5 233V235L7 236V238L10 236L9 234L12 235V237L10 236L8 239L5 238V235H3ZM143 233L145 234H149L148 232L143 231ZM163 233V234H162ZM217 231L213 230L211 231V234L209 237L212 236H216ZM177 234V235H176ZM180 234V235H179ZM157 235V236H156ZM172 236V237H171ZM176 236V237H175ZM179 236H183V238L181 239ZM185 237V238H184ZM189 237V238H188ZM194 237V238H193ZM196 237V238H195ZM243 237H245L243 235ZM175 238V239H174ZM178 238H180L179 240H177ZM157 239V240H156ZM160 239V241H159ZM188 239V241H187ZM206 239V240H205ZM1 240V238H0ZM164 242H163V241ZM184 240V241H183ZM195 240V242H194ZM198 240V241H197ZM200 240H205V242ZM81 241H84V243L87 241L85 239H81ZM260 241V242H259ZM4 242V241H2ZM181 242V244H180ZM183 242V244H182ZM259 242V243H257ZM32 243V244H30ZM92 242H88L86 243L87 247L89 248V245ZM198 243V244H196ZM24 244V245H23ZM34 244V240L30 241L28 243V241H22L21 245L23 246H28V245H33ZM94 246V249H92L94 252V256H91V259H86L87 261L91 262L93 260H98L99 257H97L98 252L104 251L105 249V245H103V242H93L92 244ZM97 245V246H96ZM28 246V247H31ZM136 247L135 251H137L139 245L136 244L134 245ZM171 246V247H170ZM189 246V247H187ZM192 246V248H191ZM245 247L247 245H244ZM99 247V248H98ZM103 247V248H102ZM186 247V249H185ZM194 247V248H193ZM5 248V247H4ZM196 248V249H195ZM176 249V251H175ZM95 250V251H94ZM186 250V251H184ZM129 251V250H128ZM170 251V252H169ZM178 251V252H177ZM174 252V253H173ZM242 251H238L236 254L239 255L241 254ZM177 254V255H176ZM185 255V256H184ZM230 258L233 259L232 254H230ZM74 259L77 260V256L74 255ZM93 259V260H92ZM203 264H209L207 263V261L202 262ZM201 263V264H202Z\"/></svg>",
    "mask_w": 264,
    "mask_h": 264
}]
</instances>
